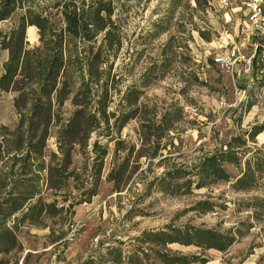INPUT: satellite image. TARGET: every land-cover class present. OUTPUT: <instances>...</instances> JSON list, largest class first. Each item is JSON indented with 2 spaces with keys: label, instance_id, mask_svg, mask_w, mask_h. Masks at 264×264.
I'll list each match as a JSON object with an SVG mask.
<instances>
[{
  "label": "rangeland",
  "instance_id": "1",
  "mask_svg": "<svg viewBox=\"0 0 264 264\" xmlns=\"http://www.w3.org/2000/svg\"><path fill=\"white\" fill-rule=\"evenodd\" d=\"M174 1L176 6L172 12L169 11L172 0H149L144 13L124 16L122 47L115 57L108 59V63L112 59L115 63L113 77L116 79L109 111L115 109L129 85L140 82L148 67L162 60V71L155 69L153 79L143 90L148 99L162 107L175 103L183 108V118L163 140L168 148L160 149L156 159H140V169L133 174L128 189L116 192L113 184L107 181V175L127 153L115 155L116 141L121 140L126 147H135L130 160V167H133L142 147L138 122L127 123L114 141L101 140L108 146L109 154L99 183L98 199L94 201L95 196L91 203L76 206L73 214L68 213V222L60 218L48 219L56 233L69 232L63 240L67 245H53L48 238L49 229L26 224L18 232L23 249L6 257L10 264L15 260L18 264L78 263L89 255L105 252L109 246L120 247L125 255H131L141 245L135 238L144 231L164 230L170 225H193L221 231L239 228L243 234L225 252H203L195 246L171 244L168 248L172 252L201 255L208 259L206 264H264V174H257L254 190L236 191L233 188L234 179L246 168L245 160L252 157L257 159L255 162L264 160V131L253 141L247 136L253 126L264 125V74H259L256 67L248 70L243 63L221 70L213 61V56L229 49L232 37L236 39L238 35L229 15L239 0H206L207 3L200 0V4L197 0ZM52 4L53 0L30 2L33 9H45L58 20ZM154 10L162 13L161 27L149 25L157 17L152 14ZM23 12V9L16 11L9 20L1 23L0 29L4 32L12 29ZM27 36L30 44L39 43L37 28L27 30ZM238 38L243 36L240 34ZM4 60L5 54L0 51V74ZM73 109L68 101L62 108L63 118L68 119ZM17 122L14 94L2 93L0 124L14 128ZM236 135L246 139L248 154L239 167L225 165L232 176L231 181L210 183L196 174L194 167L204 153L213 152ZM97 139L101 138L94 134L90 143ZM57 150V127H54L46 152L50 154ZM94 155L90 152V159H87L76 147L72 167L80 177L87 175L84 164ZM163 158L166 159L162 161ZM176 168L180 169V176L167 178L166 172ZM184 168L192 173L184 174L187 173L183 172ZM70 183L72 187L74 183ZM197 183H204V186L198 189ZM81 192L72 190L71 195L78 196ZM48 200L52 198L48 197ZM206 201L214 203L212 210H204ZM84 232L88 235L81 243ZM2 257L0 255V259Z\"/></svg>",
  "mask_w": 264,
  "mask_h": 264
},
{
  "label": "trees",
  "instance_id": "2",
  "mask_svg": "<svg viewBox=\"0 0 264 264\" xmlns=\"http://www.w3.org/2000/svg\"><path fill=\"white\" fill-rule=\"evenodd\" d=\"M31 1L0 0V25L19 9L24 10L12 29L7 32L0 29V51L8 52L0 76V95L14 94L18 115L14 128L0 124V255L3 256L0 264H10L6 257L23 249L18 232L26 224L49 229L48 238L53 245H67L63 240L69 232L56 233L48 219L68 222V213L73 214L76 206L91 203L97 196L109 154L108 146L101 140L114 141L127 123L138 122L142 147L136 154V164L130 167L135 147H126L117 140L115 155L127 153L107 175L114 190L122 192L128 189L133 174L140 169V159H156L160 149L168 148L163 140L183 118L182 107L175 103L162 107L148 99L143 90L153 79L155 69L162 71V60L148 67L140 82L129 85L115 109L109 111L116 79L113 77L115 63L113 59L108 63V59L115 57L122 47L123 17L144 13L149 0H53L51 8L57 11L54 15L58 20L45 9H33ZM197 2L200 4V0ZM175 6L172 0L169 11H174ZM156 11L160 10L152 14ZM156 14L149 25L161 27L162 13ZM30 27L38 30V44L28 41ZM160 54L162 56V49ZM68 101L74 109L71 116L64 119L61 112ZM54 127H57L58 150L47 154V142ZM263 131L264 125L253 126L247 136L253 141ZM94 134L101 139L90 143ZM246 146L243 135L231 137L220 148L200 157L194 167L196 174L210 183L231 181L225 165L239 167L248 154ZM76 147L87 159L90 152L95 154L84 164L88 172L85 178L72 167ZM255 160V157L245 160L246 168L234 179L236 191L255 189L257 174H264V160ZM179 170L167 171L166 177L180 176ZM183 172L192 173L185 168ZM71 181L72 190L82 191L78 196L71 195ZM203 186L204 183H197L196 188ZM205 205V211L215 206L210 201ZM242 235L239 228L221 231L170 225L164 230L144 231L135 238L141 245L131 255H125L120 247L109 246L101 254H92L71 264H206L207 258L172 252L168 245L225 252ZM26 260L27 256L24 262ZM11 263L18 264V260Z\"/></svg>",
  "mask_w": 264,
  "mask_h": 264
},
{
  "label": "built area",
  "instance_id": "3",
  "mask_svg": "<svg viewBox=\"0 0 264 264\" xmlns=\"http://www.w3.org/2000/svg\"><path fill=\"white\" fill-rule=\"evenodd\" d=\"M245 13V26L241 35L246 41L234 44L226 52L213 56L221 70L243 63L248 70L255 67L264 74V0H239Z\"/></svg>",
  "mask_w": 264,
  "mask_h": 264
},
{
  "label": "crops",
  "instance_id": "4",
  "mask_svg": "<svg viewBox=\"0 0 264 264\" xmlns=\"http://www.w3.org/2000/svg\"><path fill=\"white\" fill-rule=\"evenodd\" d=\"M229 19H230L232 25L236 26L238 35H240L242 29L246 25L245 24V22H246L245 13H244L243 7H242L240 2H238L236 9H234V11H232V15H229ZM29 29H33V27H30ZM34 30H35V28H34ZM238 35H237L236 39H233V37H232V39H231L232 42L230 44V47H232L236 43L240 44L241 42L246 41V39H244V38H242V39L238 38ZM28 41H29V39H28ZM227 50H225L224 52H226ZM3 52L5 54V60H4V62H5L8 59V52L7 51H3ZM2 67H3V65H2ZM0 76H1V74H0Z\"/></svg>",
  "mask_w": 264,
  "mask_h": 264
},
{
  "label": "bare ground",
  "instance_id": "5",
  "mask_svg": "<svg viewBox=\"0 0 264 264\" xmlns=\"http://www.w3.org/2000/svg\"><path fill=\"white\" fill-rule=\"evenodd\" d=\"M33 29H34V28H33ZM108 160H109V159H107V162H108ZM97 199H98V197L96 196L95 199H94V201H96ZM84 205H85V204H84ZM90 205H91V204H90ZM87 235H88V232H84V234H83V236H82V238H81V240H80L81 243H83V242L85 241ZM75 246H76V245H75Z\"/></svg>",
  "mask_w": 264,
  "mask_h": 264
}]
</instances>
